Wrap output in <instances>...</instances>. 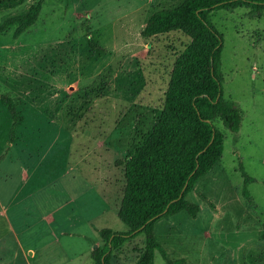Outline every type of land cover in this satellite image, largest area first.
Here are the masks:
<instances>
[{"label":"rangeland","instance_id":"374dc122","mask_svg":"<svg viewBox=\"0 0 264 264\" xmlns=\"http://www.w3.org/2000/svg\"><path fill=\"white\" fill-rule=\"evenodd\" d=\"M182 1L42 0L30 28L0 34V93L19 117L10 140L0 101V264H93L100 229L129 231L117 216L123 167L160 115L172 64L189 43L179 29L141 31L154 11ZM23 7L0 10V21ZM207 17L222 40V96L242 121L232 132L213 119L221 157L186 195L199 212L163 216L154 234L178 264H264V10ZM144 244L140 232L109 264H135ZM153 264H167L157 250Z\"/></svg>","mask_w":264,"mask_h":264},{"label":"trees","instance_id":"16d2710c","mask_svg":"<svg viewBox=\"0 0 264 264\" xmlns=\"http://www.w3.org/2000/svg\"><path fill=\"white\" fill-rule=\"evenodd\" d=\"M20 5L24 6L22 10L1 19L0 34L15 26L17 37L36 22L42 0H0V10ZM240 6L264 10V0H183L175 7L156 10L147 18L142 36L179 29L189 37V43L172 64L160 115L123 167L117 216L129 231L100 229L103 245L91 251L93 264H109L111 251L119 250L140 232L145 235V244L135 264H153L156 250L167 264L180 263L167 257L155 237L154 224L181 210L196 217L200 207L186 195L218 161L223 149L224 134L214 126L213 119L219 117L232 132L240 128L241 110L222 96L218 71L221 35L207 17L212 10ZM88 41L90 47H96L92 37ZM0 101L12 117V140L19 118L16 103L8 93H0Z\"/></svg>","mask_w":264,"mask_h":264},{"label":"crops","instance_id":"0c3cea01","mask_svg":"<svg viewBox=\"0 0 264 264\" xmlns=\"http://www.w3.org/2000/svg\"><path fill=\"white\" fill-rule=\"evenodd\" d=\"M103 241V240H102ZM125 243V242H124ZM116 256V255H115ZM137 257V256H136ZM136 257H135V262H136Z\"/></svg>","mask_w":264,"mask_h":264}]
</instances>
